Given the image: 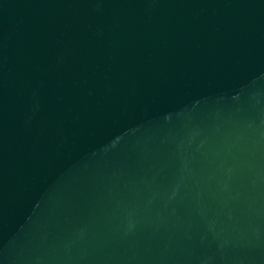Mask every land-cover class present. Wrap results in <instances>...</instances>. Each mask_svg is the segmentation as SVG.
Listing matches in <instances>:
<instances>
[{
    "label": "water",
    "instance_id": "water-1",
    "mask_svg": "<svg viewBox=\"0 0 264 264\" xmlns=\"http://www.w3.org/2000/svg\"><path fill=\"white\" fill-rule=\"evenodd\" d=\"M0 264H264V0H0Z\"/></svg>",
    "mask_w": 264,
    "mask_h": 264
}]
</instances>
